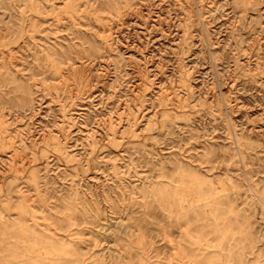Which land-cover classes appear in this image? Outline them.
<instances>
[{
    "label": "rangeland",
    "instance_id": "1",
    "mask_svg": "<svg viewBox=\"0 0 264 264\" xmlns=\"http://www.w3.org/2000/svg\"><path fill=\"white\" fill-rule=\"evenodd\" d=\"M0 264H264V0H0Z\"/></svg>",
    "mask_w": 264,
    "mask_h": 264
}]
</instances>
